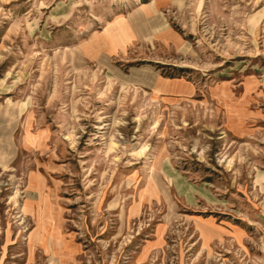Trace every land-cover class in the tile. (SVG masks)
<instances>
[{
  "label": "rangeland",
  "instance_id": "1",
  "mask_svg": "<svg viewBox=\"0 0 264 264\" xmlns=\"http://www.w3.org/2000/svg\"><path fill=\"white\" fill-rule=\"evenodd\" d=\"M0 264H264V0H0Z\"/></svg>",
  "mask_w": 264,
  "mask_h": 264
},
{
  "label": "crops",
  "instance_id": "2",
  "mask_svg": "<svg viewBox=\"0 0 264 264\" xmlns=\"http://www.w3.org/2000/svg\"><path fill=\"white\" fill-rule=\"evenodd\" d=\"M144 70L149 71L150 69H144ZM153 74H154L153 75L154 76L153 77L154 81L152 83H153L154 86H157L158 84L161 83V80H159V75L155 74L154 72H153ZM136 83H140L141 84V83H144V82L142 81V78H139V80Z\"/></svg>",
  "mask_w": 264,
  "mask_h": 264
}]
</instances>
